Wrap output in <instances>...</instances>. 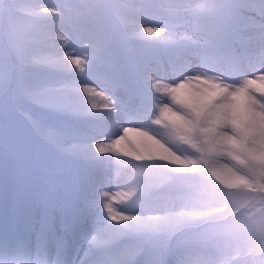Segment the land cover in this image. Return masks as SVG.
<instances>
[{
	"label": "snow or ice",
	"instance_id": "snow-or-ice-1",
	"mask_svg": "<svg viewBox=\"0 0 264 264\" xmlns=\"http://www.w3.org/2000/svg\"><path fill=\"white\" fill-rule=\"evenodd\" d=\"M143 2L145 7L151 6V0ZM66 7L76 14L74 22L81 39L88 40L84 50L89 56L83 59L61 55L66 42L63 36L54 37L39 26L21 31L16 22L17 7L0 0V264H67L63 259L67 238L89 231L93 233L89 250L96 255L95 264H141L136 256L145 251L150 256L146 264H171L168 256L172 241L187 232L211 241L218 249L244 240L251 264H264V52L259 75L254 79L245 75L229 83L230 78L223 73L209 75L217 71L212 66L214 60L235 59L233 38L238 30L231 0H170L169 10L176 15L186 14L192 24V35L182 36L181 43L199 57L197 67L204 71L170 84L154 78L152 88L166 96L168 102L158 105V115L150 122L147 117L152 109H145L143 104L130 108L127 102L119 101L130 116L141 117L149 129L162 126L164 132L153 133L161 137L156 140L159 150L154 152L119 148L126 139L124 134L133 131L129 128H123L124 134L111 140L107 148L96 145L101 154L123 152L138 162L133 166L135 175L129 178L131 187L125 193L122 210L113 206L117 202L115 195L103 194L106 218L102 214L95 216L93 203L99 204V189H94L93 196L90 179L80 172L73 174L70 188L60 191L55 170L21 140L6 99L15 71L10 62L12 54L22 73L18 85L31 80L33 87L27 89L31 97L74 119H94L97 114L72 97V83L67 79L71 73L69 62L83 72L87 64L102 60L105 85L113 97L123 90L131 100L136 75L146 79L151 68L142 57L130 62L107 26L82 23L80 5L72 0ZM87 7L99 16L108 4L107 0H90ZM249 7L259 19L248 18L245 26L258 28L264 38V0ZM56 14L51 8L39 6L27 11V15L40 21ZM143 33L160 36L163 43L170 29L146 27ZM143 33L135 32L133 37ZM36 68L45 69L47 76H37ZM192 82L204 87L196 95H181L180 90ZM83 91L89 93L87 85ZM97 95L108 100L103 92ZM88 103L92 109L97 107L91 95ZM70 151L77 158L95 159L94 154L78 151L75 145ZM153 173L162 174L161 183L184 181L178 185V205L161 208L150 200L151 193L160 186L144 179ZM206 192H211L214 199L206 200ZM252 194L259 196L262 205L259 219L247 206ZM217 200L220 207L215 206ZM147 211L163 214L149 216L145 215ZM222 264L233 261L225 259Z\"/></svg>",
	"mask_w": 264,
	"mask_h": 264
},
{
	"label": "rangeland",
	"instance_id": "rangeland-1",
	"mask_svg": "<svg viewBox=\"0 0 264 264\" xmlns=\"http://www.w3.org/2000/svg\"><path fill=\"white\" fill-rule=\"evenodd\" d=\"M5 2L17 7L18 11L15 12V16L17 26L21 31L39 26L54 37L63 36L65 38L66 42L61 55H78L82 59L89 56V52L84 50V45L88 44V40H82L76 30L74 22L76 14L69 12L66 7L69 0H5ZM72 2L80 5L79 15L82 17V23H100L113 32L117 41L126 51L130 62H134L137 57H142L148 63L151 71L147 74L146 79L139 74L136 75V91L131 100L123 90L117 91L113 97L105 85L102 60L97 59L92 64H87L85 61L87 67L83 72L76 70L75 66L69 62L71 73L67 79L72 83V97L78 102L82 101V105H86L89 112L97 114L94 119H74L53 111L46 103L31 97L27 92L28 88L33 87L31 80L25 79L18 85L17 81L21 79L22 73L15 54H12L10 62L15 71L11 90L6 99L12 122L21 140L33 154L55 170L60 191L63 192L70 188L73 174L77 171L80 172L90 179L93 196L95 195L94 189H99L101 196L99 204L97 206L93 203L95 216L99 217L102 214L106 218L107 213L103 210V194L115 195L117 202L113 206L117 211L122 210L125 193L131 187L128 181L135 175L133 166L138 162L133 157L123 155V152L112 151L105 152L103 158L97 155H94L95 159L77 158L70 149L73 145L80 144L81 148L77 149L78 151L94 154L92 146L103 144L107 148L111 140L124 134L122 133L123 128H129L133 131L124 134L126 139L120 142L119 148L131 151L135 148L133 145H138L135 149L141 152L159 150L156 140L161 137L160 135L153 136V133H163L162 126L153 125L149 129L147 123L142 122L141 117L130 116L128 111L120 106L119 101L127 102L130 108L143 104L145 109H152L151 114L147 117L150 122L158 115L156 111L158 105L161 102H168L166 96L152 88L154 78L163 84L176 83L184 76L195 75L197 72H203L204 69L197 67L200 63L199 57L181 43L182 36L192 35V24L186 14L176 15L169 10L170 0H151V6L148 7H145L143 0H107L108 7L99 16L91 13L87 7L90 0H72ZM257 2L258 0H231L233 18L238 30V34L233 38L235 59L232 61L214 60L212 66L217 71L209 73V75L223 73L230 78L229 83L238 82L243 79L242 77L245 78V75L253 79L259 75L260 57L264 52V38L261 37L258 28L245 26L246 19H259L254 10L249 7L250 4ZM34 6L51 8L57 14L46 20H36L27 15V11ZM5 25H7V21H5ZM146 27L168 28L170 35L164 38L165 42L161 43L160 36L143 33V29ZM135 32L143 33V35L133 37ZM56 46L59 47V45ZM189 67L192 71H185ZM34 71L37 76H47L46 70L43 68H36ZM23 75L26 77L28 73ZM84 85H87L90 90L88 94L83 91ZM203 87V85L192 82L181 89L180 94L188 95L187 93L191 92L196 95L197 90ZM77 89L79 91H76ZM100 92H103L108 100L97 95ZM89 95L93 97V102L100 104L98 110L91 108L88 103ZM30 104L38 106L42 112H32V109H27L30 108ZM110 118L113 119L112 124L108 122L111 121L108 120ZM135 129H140L141 132L135 131ZM143 132L148 134L144 135ZM161 176L160 173H153L144 178L150 183L160 185L158 190L151 193L150 200L161 208L173 204L178 205L180 203L177 199L178 185L184 181L161 183ZM89 198L92 200L93 197ZM205 199L212 200L214 196L211 192H206ZM259 199L257 194H252L247 201V206L257 214V219H259V209L262 207ZM215 206H221L218 200ZM159 214L163 213L145 212V215L149 216ZM92 235L93 233L89 231L81 232L74 238L71 236L67 238L69 243L66 247L67 250L65 249L66 251L64 250L63 253V259L67 261V264H81V260L84 261V264H95L96 255L89 250V240ZM248 247V244L241 240L227 248L218 249L211 241L194 232H187L172 241V252L168 259L171 264H181V261L183 264H222L225 259L232 260L233 264H251V257L246 255ZM121 250L123 249L118 251ZM51 252L54 257L55 244L51 245ZM136 259L141 264H146L150 256L145 251L142 255H137Z\"/></svg>",
	"mask_w": 264,
	"mask_h": 264
},
{
	"label": "bare ground",
	"instance_id": "bare-ground-1",
	"mask_svg": "<svg viewBox=\"0 0 264 264\" xmlns=\"http://www.w3.org/2000/svg\"><path fill=\"white\" fill-rule=\"evenodd\" d=\"M242 78L244 79V77H242ZM240 79H241V78H240ZM187 88H188V87H187ZM187 94H188V95H195V93H191V92H190V93L188 92ZM99 106H100V104H97V107H96L95 109L98 110V109H99ZM108 120H111V121H108L110 124L113 123V121H112L113 119L110 118V119H108ZM118 125H119V124H118ZM112 129H113V128H112ZM140 132H141V131H140ZM131 133H132V132H131ZM112 136H113V135H112ZM141 139H142V138H141ZM108 140H109V139H108ZM130 144H131V143H130ZM99 145H101V144H99ZM146 145H147V144H146ZM76 146H77L76 149L81 148V145H80V144H76ZM101 146H103V144H102ZM133 146H134L135 148L138 147V145H133ZM91 148H92V151H93L94 155H97V156L100 157V158H101V157H102V158L105 157V154L107 153V151H105L106 153L104 152L103 154L97 152V151H96V146H95V145L92 146ZM66 250H67V249H66ZM66 250H65V251H66ZM64 256H65V255H64Z\"/></svg>",
	"mask_w": 264,
	"mask_h": 264
},
{
	"label": "trees",
	"instance_id": "trees-1",
	"mask_svg": "<svg viewBox=\"0 0 264 264\" xmlns=\"http://www.w3.org/2000/svg\"><path fill=\"white\" fill-rule=\"evenodd\" d=\"M27 109H32V112H34V111L40 112L41 111L39 108H36V107H33V106H30V108H27Z\"/></svg>",
	"mask_w": 264,
	"mask_h": 264
}]
</instances>
